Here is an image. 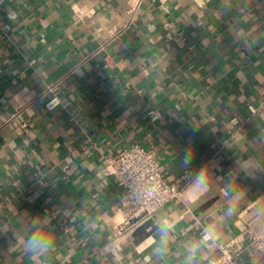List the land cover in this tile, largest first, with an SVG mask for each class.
Returning <instances> with one entry per match:
<instances>
[{
  "label": "crops",
  "instance_id": "0c3cea01",
  "mask_svg": "<svg viewBox=\"0 0 264 264\" xmlns=\"http://www.w3.org/2000/svg\"><path fill=\"white\" fill-rule=\"evenodd\" d=\"M133 144L192 180L117 234L106 157ZM230 240L264 264V0H4L0 264H203Z\"/></svg>",
  "mask_w": 264,
  "mask_h": 264
},
{
  "label": "built area",
  "instance_id": "2783aa9c",
  "mask_svg": "<svg viewBox=\"0 0 264 264\" xmlns=\"http://www.w3.org/2000/svg\"><path fill=\"white\" fill-rule=\"evenodd\" d=\"M3 7L4 0H0V12ZM58 104L59 101L51 99L47 106L53 109ZM148 114L152 120L157 118L155 110H150ZM231 122L234 125L240 123L237 117H233ZM65 161L66 170L71 159L66 158ZM106 171L123 190L114 208L122 217L115 227L117 234L143 218L152 217L165 204L179 198L192 180L191 172L177 179L166 175L156 150L140 144L123 148L117 156H107ZM245 251L252 261L261 258L260 246L252 249L244 242L230 240L221 245L218 254L209 257L203 264H244L242 258Z\"/></svg>",
  "mask_w": 264,
  "mask_h": 264
}]
</instances>
